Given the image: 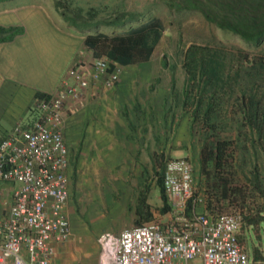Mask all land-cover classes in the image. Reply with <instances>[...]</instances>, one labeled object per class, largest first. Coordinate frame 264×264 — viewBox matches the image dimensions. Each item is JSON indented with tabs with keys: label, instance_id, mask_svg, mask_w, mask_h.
<instances>
[{
	"label": "rangeland",
	"instance_id": "374dc122",
	"mask_svg": "<svg viewBox=\"0 0 264 264\" xmlns=\"http://www.w3.org/2000/svg\"><path fill=\"white\" fill-rule=\"evenodd\" d=\"M120 1H124L128 10L136 11L140 16L122 27L114 28L100 24L84 33L67 24L83 36L86 33L96 32L111 35L158 19L163 27L162 37L149 61L127 66L120 65L121 71L115 85L125 78L124 85L127 88L123 85V89H127L131 101L129 104H133V107L128 108L126 114L116 107L117 113L113 114V125L119 129L126 126L133 130L132 137L127 135V142L124 140L125 135H116L119 145L128 146L127 161L124 158L125 151H115L111 164H100L98 161L96 163L92 141L87 151L79 150V143H82L79 139L82 141L85 138L86 130L93 132V127L99 120L97 115L99 112L94 108L93 99L103 87L91 85L83 90L80 97L70 101L64 109L63 134L65 133L66 136L69 134L74 144L70 145L73 161L69 171V199L66 207L71 226V237L68 242L82 238L90 246L97 245L100 248L99 238L102 234L117 235L125 228L136 226L135 209L138 198L143 196L146 197V202L150 205L155 218L163 219L164 214L159 211L161 199L157 174L154 171L156 159L163 162L169 157H185L193 164L194 190L201 198L199 206L211 214L226 212L240 215L241 226L238 232L240 244L250 258L252 257L250 247H256L259 256L256 263L264 264V229L243 226L244 215L254 213L260 205L257 192L248 182L252 164L242 163L237 159L231 166L232 172L228 175V177L232 175L230 185L236 184L244 188L245 199L242 201L235 195L224 199L220 185L216 188L213 184L217 180L214 178L215 171L211 160L207 159L205 162L206 155L201 149L205 140L211 135L218 137L229 132L236 135L239 125L236 122L239 117L237 99L240 98V91L245 88L247 82L249 81L248 84L254 82L248 76L250 69H246L247 72L242 74L239 81L232 84L234 93L230 99L226 97L221 107L220 118L224 121V126L222 123L220 128L213 130L202 127L201 123L192 122L193 106L184 102V90L188 82L182 66L183 52L190 44L220 48L231 57L234 55L236 59L239 53H245L249 57L264 58V40L258 45L245 42L238 36L208 23L196 11L183 13L171 11L165 0H76L85 10L90 6L99 8ZM110 14V9L99 12V16L106 19L111 18ZM83 55L87 68L91 59L99 54L85 48ZM243 66L248 67L245 63ZM154 85L159 87L158 91L161 90V93L153 95L142 92L146 86ZM189 90H191L190 95L195 93V89ZM88 91L91 99L89 104L84 105L82 99ZM70 113L74 118L68 123ZM33 114L35 116V110ZM130 114L132 118L129 117ZM78 129L82 135H78ZM241 139L244 141L243 136ZM240 147L243 148L242 143ZM131 157L133 161H129ZM156 169L158 170L159 167ZM9 188V185L5 186L4 197L7 196ZM209 201L211 209L207 206Z\"/></svg>",
	"mask_w": 264,
	"mask_h": 264
},
{
	"label": "built area",
	"instance_id": "2783aa9c",
	"mask_svg": "<svg viewBox=\"0 0 264 264\" xmlns=\"http://www.w3.org/2000/svg\"><path fill=\"white\" fill-rule=\"evenodd\" d=\"M85 65L73 63L54 93L35 99L34 121L0 139V264H51L52 244L71 237L63 112L91 85L113 87L121 71L106 54ZM162 181L170 204L164 218L102 234L100 264H253L237 236L240 215L199 206L188 158H166Z\"/></svg>",
	"mask_w": 264,
	"mask_h": 264
},
{
	"label": "trees",
	"instance_id": "16d2710c",
	"mask_svg": "<svg viewBox=\"0 0 264 264\" xmlns=\"http://www.w3.org/2000/svg\"><path fill=\"white\" fill-rule=\"evenodd\" d=\"M165 3L176 13L196 11L208 23L245 42L258 45L264 40V0H165ZM53 4L62 19L82 33L100 24L122 27L140 16V13L128 10L124 1L99 8L90 6L86 10L76 0H53ZM106 9L111 10L110 19L99 16V12ZM162 29L159 20L153 19L122 33H86L84 45L96 54H106L121 66L138 64L150 60L162 37ZM23 32V27L0 26V42L10 41ZM244 63L248 67L243 66ZM182 66L188 82L184 90V102L193 106L192 122L213 130L220 128L222 123L224 126L220 118L221 107L226 97L230 99L234 93L232 84L239 81L242 74L247 72L246 69H250L248 76L254 82L248 84V81L237 99L239 117L236 122L239 125L236 135L231 132L218 137L211 135L201 149L206 155L205 162L211 160L217 180L213 184L216 188L220 185L224 199L232 195L240 197L242 201L245 199L244 188L230 185L232 175H228L237 159L252 164L248 182L257 192L260 205L254 213L244 215L243 226L264 229V58L239 53L236 59L220 48L190 44L183 52ZM188 87L195 89V93L190 95ZM47 96L49 94L37 92L35 99ZM241 143L243 148L240 147ZM154 169L161 199L159 211L164 214L170 209L162 181L164 161L156 159ZM210 205L209 201L208 209L212 208ZM135 213L136 226L157 220L145 196L138 198ZM250 249L252 263L262 264L256 263L259 259L258 249L254 246Z\"/></svg>",
	"mask_w": 264,
	"mask_h": 264
},
{
	"label": "crops",
	"instance_id": "0c3cea01",
	"mask_svg": "<svg viewBox=\"0 0 264 264\" xmlns=\"http://www.w3.org/2000/svg\"><path fill=\"white\" fill-rule=\"evenodd\" d=\"M0 26L24 28V32L14 39L0 42L1 139L10 135L17 127L30 125L34 121L33 105L36 93H54L71 65L84 58L86 47L84 36L62 19L53 0H0ZM124 79L111 88L103 87L93 99L94 108L99 112V120L95 123L93 132L86 130L85 138L82 141L79 139L82 142L79 143V150L82 152L87 151L90 142H93L96 163L111 164L115 151H125L124 158L128 160V146L119 145L116 135H125L124 140L127 142V135L132 137L133 130L126 126L119 129L113 125L116 107L124 114L133 107V104H129L130 95ZM123 85L126 88L123 89ZM158 89L155 85L146 86L142 92L156 95L161 93ZM89 95L90 91L85 92L82 99L84 105L89 104ZM129 117L132 118L131 114ZM73 118L70 113L68 123ZM78 131V135H82L79 129ZM63 135L68 146L71 167L73 156L70 145L74 144L69 134ZM129 161H133L132 157ZM52 246L54 256L51 264H100V248L97 245L90 246L82 238Z\"/></svg>",
	"mask_w": 264,
	"mask_h": 264
}]
</instances>
